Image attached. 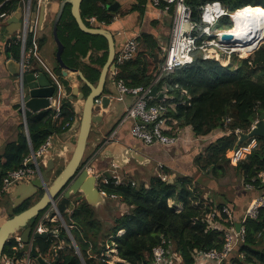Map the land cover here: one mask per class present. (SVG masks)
I'll list each match as a JSON object with an SVG mask.
<instances>
[{
    "label": "trees",
    "instance_id": "obj_1",
    "mask_svg": "<svg viewBox=\"0 0 264 264\" xmlns=\"http://www.w3.org/2000/svg\"><path fill=\"white\" fill-rule=\"evenodd\" d=\"M116 1L84 0L81 7L84 20L96 17L99 22L111 24L116 14L109 12L106 6ZM212 2L221 3L231 13L252 7L264 14V0H186L193 11L195 22L201 23L204 6ZM0 5L1 12L19 8L17 0H0ZM137 9V6H133L129 12ZM216 27H225V31H228L233 28V23L229 17H222ZM58 33L65 46L63 60L66 65L81 71L91 83L96 84L108 56L106 40L82 32L71 15L70 6L63 13ZM83 35L88 39L81 46ZM96 39L104 44L97 45ZM144 39L147 42L146 49L140 51L133 61L118 67L114 76L115 81H123L129 88H149L161 73L163 60L155 51L158 47H154L155 42L152 43L149 35H144ZM90 50H93L90 61L92 57L95 61L96 57L99 69L91 67L86 59ZM249 51L248 54L246 52L247 58L234 57L229 65L226 59L220 57L219 61L218 55H215L217 61L204 60L201 53L196 52L191 65L166 73L160 78L155 85L160 91L166 92V98L162 101L153 99L152 102L166 106L171 136H177L179 130L186 127L197 138L209 136L218 130H227V135L206 147L204 153L196 159L195 165L204 176L212 175L216 179L225 176L228 169H234L244 178V185L251 183L256 187L255 191L249 193L252 200L264 194V181L259 177L264 172V138L255 137L238 145L239 135L236 131L249 133L264 113V44L250 56ZM86 69L92 71L95 80L85 74ZM57 71L60 75L59 67ZM81 85L87 96L89 88L83 83ZM172 106H175L174 109ZM60 110L61 115L55 123L52 121L55 115L52 109L28 119L33 149H39L50 133L64 132L66 124L72 123L78 116L73 103L67 99ZM227 119H230L228 123ZM253 140L256 146L250 151L241 150L236 165H231L232 157L229 154L248 147ZM29 153L30 147L22 125L18 143L11 144L0 159V189L7 173L21 167ZM108 181L109 184L101 181L99 188L108 199L117 200L116 208L121 205L124 211L122 215L113 218V225L107 232H103L95 210L86 202L80 203L70 215H64L68 225L74 226L71 233L86 264H110L106 255L107 247L116 250L117 257L128 264H153L154 249L157 247L164 248L167 259L174 254L178 256L181 264H196L198 252L222 250L226 242L225 233L233 226L232 222L221 221L219 227L209 228L207 216L221 211L224 205L205 198L198 184L194 183V178L179 176L171 182L159 176H151L148 182L136 178L123 180L119 185L115 184V179ZM112 195L116 198H111ZM170 202L173 204L170 205ZM179 204L184 206L182 211L176 207ZM31 205L30 201L26 202L14 214L27 210ZM49 226L58 227V223ZM244 226L245 242L235 248L226 264H264V208L260 210L257 219H248ZM122 231L124 233L119 235ZM57 236L36 240L39 254L51 264L56 260L58 264H82L66 231L61 229ZM61 240L65 244L59 249ZM15 244L9 241L3 255L21 256L22 251H13ZM241 255L245 258L242 259Z\"/></svg>",
    "mask_w": 264,
    "mask_h": 264
},
{
    "label": "crops",
    "instance_id": "obj_2",
    "mask_svg": "<svg viewBox=\"0 0 264 264\" xmlns=\"http://www.w3.org/2000/svg\"><path fill=\"white\" fill-rule=\"evenodd\" d=\"M117 1L121 4V8L118 10V14L115 16L114 22L109 25L105 24L104 27L106 26L109 30L120 35L121 41L130 37L138 36L141 43V51H144L147 45L144 35H149L151 40H153L152 43L155 42L153 44L154 47H158L155 48V51H157L160 59L162 60L164 51L166 50L169 42V34L173 20V10H165L164 5L154 7L148 0ZM60 3L61 0H48L46 3L34 5L37 6L35 38L37 39L39 50L31 61V65L37 69L51 70L58 76L60 75L57 71V67H59V65L56 60L57 45L53 38V25L60 8ZM44 6H46L45 11L47 15L45 23L44 20H42ZM133 6H137L138 9L134 12H129ZM19 33V23L10 24L8 22H0V159L11 144L18 143L19 135L21 134V126L23 125L24 128L25 118L20 113L22 97L20 93L19 81L17 78L12 77L6 66L9 59L8 55L15 61H19L21 59V48L18 40ZM64 36L66 35L64 34ZM247 54L245 57H247ZM219 58L220 56H218L217 59L219 60ZM110 78L111 83L109 86L107 85L106 88L107 95H110V89H117V82L113 77ZM67 85L69 84L67 83ZM80 85L81 83H79L78 80L71 84V86L69 85V93H71L73 87H80ZM60 93L62 96H57L56 101L58 106L61 108L63 102L67 98L64 93ZM159 93L164 94V99L166 98L165 91L159 90ZM120 97L122 98V104L117 110H115L117 111V114L114 113V116L112 115L111 118L105 119L102 124L96 125L90 133L85 153V162L83 164V169L87 170L89 175L85 179V183L90 181L89 177H100L106 172L110 173L111 177H113L112 179L121 178L122 180H131L134 176H140L142 174L147 175V177L149 176V178L151 176H159L171 182L175 181V179L179 176L192 177L194 178V183H197L200 190L203 191L205 198H208L211 201H217L218 198H220V200L224 198L227 199V197L222 198V196H219L225 195L224 192H227L231 202L221 203L217 201V203L230 207L236 221L235 223L241 224L245 211L251 200L249 194L240 195L239 184L234 185L238 182V173L235 171L237 176L234 174L233 180L230 182L229 173L231 171L229 169L227 170L225 176L216 179L212 175L204 176L201 172H199L195 165L196 159L204 153L206 147L218 138L227 135V130H218L209 136L197 138L193 136L191 129L186 127L179 130V133L176 136L177 140L175 144L169 146L160 144L148 146L132 136L131 130L136 122L134 120H123V116L127 108L132 105L135 97L123 94H121ZM74 105L76 106V113L79 115L80 110L77 106V102H74ZM172 109H174V106H172ZM111 110L112 108L108 109L106 113ZM39 113H34L32 117H36ZM97 113L103 114L105 111L99 108ZM52 121L55 123L53 119ZM74 132L75 130L73 131V128L65 129V131L60 134L52 132L47 138L51 139L52 143L51 147L46 152V155L48 156L46 159L47 163H42V170H45L48 162L53 160L55 167L52 171L53 178H51V181H53L63 171L72 157L75 149L73 139L76 134ZM110 137H113V140L107 144V139ZM27 141L31 149V142L29 143L28 138ZM113 148L120 150L128 148L137 152L144 156L146 159L145 163L139 164L136 161L131 160L125 168H116L112 165V160L109 157L110 149ZM104 179L109 178L102 177L100 181ZM148 179H144L143 181L148 182ZM25 184H27L25 189H21L22 187L16 186L2 197H6L7 200H5L4 204L0 206V225L5 220L10 218L20 205L22 206L26 203L23 198L31 193L29 187L31 182ZM231 184L233 185L231 186ZM96 187H99V184H97ZM20 193L23 194L22 197L19 196ZM40 193L31 200L32 203L33 201L35 203L40 199V195L43 194ZM102 194L103 193L100 189V194H93L89 200L86 196H84L82 202L88 203V205L95 210L97 217L101 216L102 212L106 209L113 210V214L117 216L119 214L122 215L123 212L120 209H116L118 201L108 199L104 194V196ZM80 203L75 202L74 205L70 207L68 214L70 215ZM106 205L107 207H105ZM176 207L178 211H182L184 208L183 204L176 205ZM53 221L54 220L45 223L44 231H58V234H60V227L49 226L51 223H57L56 221ZM121 233L123 234L124 231ZM57 235L54 236V238L58 237ZM56 240L58 239H55V241ZM64 244V241L61 240L59 249H61ZM45 260L48 262L47 259ZM169 261L173 264H181L180 258L176 256L171 257ZM198 264L211 263L203 260Z\"/></svg>",
    "mask_w": 264,
    "mask_h": 264
},
{
    "label": "built area",
    "instance_id": "obj_3",
    "mask_svg": "<svg viewBox=\"0 0 264 264\" xmlns=\"http://www.w3.org/2000/svg\"><path fill=\"white\" fill-rule=\"evenodd\" d=\"M10 1V0H7ZM19 7L22 8V17H21V28L18 36V40L21 48V59H22V68L28 69L32 66L31 61L33 57L37 54L39 50V45L37 39L35 38V29L31 31V19H32V10L34 5H39L41 3H46L48 0H17ZM152 6L160 7L164 5L165 10L170 11L173 10V20L172 26L169 34V42L166 50L164 51L162 60L163 65L161 69L160 75L157 77L154 85L160 80V78L166 74L170 73L176 69L191 65L194 61V55L196 52L201 53V57L204 60H216L215 55L220 57L226 56L232 57L233 55H237L239 57L240 54L235 52L234 50L246 44L245 41L235 42L226 41L222 39V32L225 30H220L216 27L218 20L222 17H229L233 23V27L235 26L234 15L239 11L234 13L228 12L219 2L208 3L204 6L202 12V21L201 23H197L193 20V11L189 5H187L186 0H148ZM2 5H0L1 9ZM16 10H10L6 12L0 11V22L6 23L10 18H12L15 14ZM86 23L90 25H98L103 27L105 25L104 22H99L96 17H90L86 19ZM190 24V31H187L185 25ZM198 29H201L198 34H195ZM230 32V31H228ZM120 36V35H118ZM261 38L257 42L260 41ZM256 43L249 45L252 49L249 52V56L254 53L259 47L264 43L261 42L256 47ZM141 51V43L138 36L130 37L125 39L124 42L120 41L118 43V49L116 54L115 63L118 67L125 65L133 61ZM214 52V53H212ZM248 57V56H247ZM246 57V58H247ZM217 61V60H216ZM117 73V72H116ZM114 74V76L116 75ZM117 88L120 94L123 95H131L135 97L134 102L131 106H129L123 116V120H139L143 122L145 125L135 124L131 130L132 136L137 140L141 141L145 145H155L160 144L164 146L173 145L176 143V136L169 135L171 131V127L169 126V118L166 116L167 108L162 103L154 104L153 98L149 97V93L152 89L151 86L149 88L144 87H136L129 88L125 86L123 81H116ZM97 103L100 104L101 101L97 100ZM21 108H24V102H21ZM54 110L55 115L53 120L55 121L61 115V108L58 106L57 101L55 99L51 100L50 108ZM230 119L226 120L228 123ZM258 121V120H257ZM256 121V122H257ZM79 122V117H75L72 123L66 124V129L73 128L75 130V134L77 133V123ZM255 122V123H256ZM254 123V125H255ZM147 125H151L148 127ZM253 125V126H254ZM24 128L27 135V138L30 140L29 130L27 120H24ZM242 132L239 130L236 131V134L240 136ZM113 137L107 139V143L112 141ZM52 140L47 139L43 145L39 147V149L35 150L30 149L29 155L24 159L23 164L16 170L10 171L3 178L2 187L0 189V199L7 194L11 189L15 188L18 185L30 183L37 178L41 177L42 171V163H47L48 156L46 155L47 150L51 147ZM31 144V143H30ZM256 144V141L253 140L251 144L242 148V150L250 151L252 146ZM241 149L234 152V156L236 160H239ZM259 177L264 181V172H262ZM166 180V179H164ZM103 184H109L108 179L102 180ZM123 183L121 178H115V184L119 185ZM244 189L246 191H255L256 187L254 184L246 183L244 185ZM101 192L105 195V193L101 190ZM106 196V195H105ZM111 198H116V196H111ZM54 207H51L47 210L41 218V222L37 226V228L31 233L28 245L27 252L22 253L21 256L14 255H3L2 256V264H35L36 259L32 255V250L35 248L38 252V249L35 246L36 242V233L45 232L44 226L46 222H50L52 220L57 222L56 216L53 215ZM264 208V194L253 198L246 211L244 218L241 222L240 230L236 229L234 225L235 218L233 212L230 207L224 206L221 211L218 210L214 213H211L207 216V222L209 224V228H216L220 226V222H232V225L225 233L226 242L222 248V250H210L208 252H198V258L196 264L201 261H208L212 264H225L230 255L234 252L235 248L245 242L246 237V228L244 226L245 222L248 219H257L260 210ZM225 215V218L223 217ZM53 221V222H54ZM59 221V220H58ZM61 221V220H60ZM63 228L68 232L70 240L73 241L72 237L69 234L70 228L67 223H62ZM10 241H14L16 244L13 248L14 252L21 251L25 244L22 243L20 236L16 235ZM71 241V242H72ZM75 241V240H74ZM76 243V242H75ZM40 255V254H39ZM176 256L175 254L172 256ZM178 257V256H176ZM242 259H244V255H241ZM169 259L166 258V252L164 248L157 247L154 249V261L153 264H173ZM181 261V260H180ZM238 264V263H233Z\"/></svg>",
    "mask_w": 264,
    "mask_h": 264
},
{
    "label": "water",
    "instance_id": "obj_4",
    "mask_svg": "<svg viewBox=\"0 0 264 264\" xmlns=\"http://www.w3.org/2000/svg\"><path fill=\"white\" fill-rule=\"evenodd\" d=\"M83 2L84 0H61L60 8L54 21L53 38L57 45L56 60L59 68L61 69L60 76L56 75L51 70H39L34 66L24 69L22 68V59L15 61L8 55L9 59L6 66L12 77L17 78L19 81L20 93L25 108H21L20 113L26 120L32 117L34 113L48 110L51 105V100L54 98L57 100V96H62L60 92L64 93L67 100L73 103V105L74 102H77V106L79 110L81 109V113L80 117L78 115L79 122L76 126L77 133L73 139L75 149L71 159L63 171L53 181H51L49 174L52 173L55 165L53 160H50L46 169L41 171V177L35 179L29 185L31 193L23 198L24 201L31 202V200L38 196L41 192L43 194L40 199L35 203L31 202L32 205L30 208L19 214H13L0 225V264H2V256L5 246L16 235H19L22 243L25 244V247L21 250L22 253L27 252V243L29 242L30 235L37 228L41 222L42 215L47 210L55 206L53 215L56 216L55 218L57 219V222L58 220H61L62 223L66 224L64 215L68 214L70 207L74 205L75 202H82L84 196H86L89 200L93 194H100V188L96 187V185L99 184L102 177H108L109 179L113 178L109 172H106L103 176H100L101 179L99 176L89 177L90 181L85 183V179L89 175L87 170L83 169V164L85 162V153L91 131L96 125L102 124L105 119L111 118L114 111L118 109L116 102L122 101L118 88L116 90L110 89V95L106 94L109 76L117 72L115 59L118 49L117 38H120V36L109 30L106 26H99L97 28L89 27L81 12ZM68 6H70L71 15L82 32L91 36L104 38L108 43V58L101 69L100 76L96 84L91 83L81 71L69 68L63 60L65 46L59 38L58 27L63 13ZM120 8L121 4L118 1L106 6V9L112 13L117 12ZM45 9L46 6H44L42 12V20H44V23L47 16ZM36 12L37 6H34L31 19L32 32L35 29ZM21 17L22 8L19 7L14 16L7 22L10 24L19 23L21 28ZM185 28L187 31H190V24L185 25ZM222 39L232 41L233 36L223 34ZM124 41L125 40L122 42ZM76 80H80L79 83L81 82L89 88L90 92L87 96H85V93L82 91V85H80V87H73L71 93H69L68 86H71V84L76 82ZM67 83L69 85H67ZM115 92L118 93L116 97L114 96ZM149 97L162 100L164 99V94L159 93L158 86L154 85L149 93ZM97 100H100L101 103L98 104ZM74 107L76 106L74 105ZM99 108L105 111V113H97ZM111 108L112 110L106 113L107 110ZM135 122L140 126L145 125L139 120H136ZM147 126L151 127V125ZM255 137L264 138V113L260 115L258 121L249 133L240 134L238 145H241L243 142ZM109 155L112 160V165L121 169L125 168L131 160H134L139 164H144L146 160L143 155L128 148L121 150L114 148L110 149ZM25 186L27 187V184L18 185V187H22L21 189H25ZM19 196L22 197L23 194L20 193ZM19 207H21V205ZM235 226L239 231L241 224L237 223ZM57 234L58 231L43 233L38 232L35 237L36 240L46 239L56 236ZM69 234L72 236L71 231H69ZM72 244L76 253L80 257L82 264H86L74 239ZM32 255L36 259V263L50 264L37 253L35 248L32 250ZM53 264H58V261L56 260ZM118 264L128 263L119 261Z\"/></svg>",
    "mask_w": 264,
    "mask_h": 264
},
{
    "label": "rangeland",
    "instance_id": "obj_5",
    "mask_svg": "<svg viewBox=\"0 0 264 264\" xmlns=\"http://www.w3.org/2000/svg\"><path fill=\"white\" fill-rule=\"evenodd\" d=\"M17 3V2H16ZM108 5H110V2L109 3H107ZM118 12V11H117ZM117 12H113V13H115L116 15L118 14ZM115 15V16H116ZM87 25L89 26V27H93V28H97V27H99L98 25H90L89 23H87ZM220 30H226V28L225 27H221L220 28ZM201 31V29H198L197 31H196V33L195 34H198V32H200ZM87 36H86V38L84 37V35L83 36H81V41H80V44H81V46H84L85 45V42L87 41ZM120 38L118 37L117 38V42L118 43H120ZM96 42H97V45H102V44H104V42H102L100 39H96ZM264 44V43H263ZM89 45H91L90 43H89ZM98 48V47H97ZM239 48V47H238ZM246 51V50H245ZM92 52H93V50H90V51H88V54H87V57H86V59H88L89 60V65L91 66V67H94V68H96V69H99L100 68V66H99V64H98V60L96 59V57H95V61H93V57L91 58V61H90V57H91V55H92ZM236 52V51H235ZM238 52V51H237ZM239 54H240V56L241 57H239V56H237V55H233L232 57H226V56H224V57H221V59H226L225 61L227 62V64L229 65L230 63H232L233 62V60H234V57H238V58H240V59H243L244 57H245V52L241 55V52H238ZM246 58V57H245ZM86 61V60H85ZM85 74L87 75V76H89L90 78H93L92 80H95L94 79V77H93V74H92V71L90 70V69H86L85 70ZM110 77H113L114 78V74H112V75H110L109 76V79H108V81H107V85L109 86L110 85V83H111V78ZM95 82V81H94ZM114 90H116L115 88H113ZM118 95V93H116L115 92V94H114V96L116 97ZM121 104H122V102L120 101V102H116V105H117V107H120L121 106ZM175 107V106H174ZM80 113H81V109H80V112H79V117H80ZM114 113H116L117 114V111H115ZM114 116V115H113ZM256 146V144H254L253 146H252V148L253 147H255ZM251 148V149H252ZM250 149V150H251ZM242 150V149H241ZM229 156H231L232 157V164L231 165H235L236 163L235 162H237V160H236V157L234 156V152L233 153H231V154H229ZM231 172L229 173V176H230V178H229V181L231 182L232 180H233V175L235 174L236 175V173H235V170H232V169H229ZM237 176V175H236ZM49 178L51 179V178H53V174L52 173H50L49 174ZM136 178H139V180H144V179H148L149 178V176L147 177V175H145V174H142V175H140V176H134L133 177V179H136ZM163 179V178H162ZM165 179V178H164ZM163 179V180H164ZM233 184H234V182H233ZM233 184H231V186L233 185ZM236 184H239V186H240V188H239V190H240V195L242 194V195H245V194H249V193H252L251 191H246L245 189H244V178L238 173V182H236L234 185H236ZM229 186H230V183H229ZM235 190V189H234ZM258 190V189H257ZM256 190V191H257ZM235 192V191H234ZM224 194L226 195H219V196H222V198L223 197H227V199H221L220 200V198H218V202H223V203H227V202H231L229 199V197H228V193L227 192H224ZM38 199V198H37ZM5 200H7V198L6 197H4V198H2V200L0 201V206L2 205V204H4V201ZM33 203H34V201H33ZM170 204H172V202H170ZM239 206V205H238ZM105 207H107V205L105 206ZM116 209H120L121 211L123 210L122 209V207H121V205H120V208L118 207V208H116ZM237 210H239V209H237ZM117 215H115V214H113V210H109V209H106L105 211H103L102 212V214H101V216H98L97 217V219H99L100 221H101V223H102V226H103V232L105 233V232H107L108 230H109V228H111L112 227V225H113V218L114 217H116ZM65 222H66V220H65ZM58 227H60L61 229H64L63 228V226H62V222L59 220L58 222ZM67 223V222H66ZM68 224V223H67ZM74 228V227H73ZM73 228H70V231L73 229ZM65 230V229H64ZM66 231V230H65ZM66 233H67V231H66ZM119 235H122V233L120 232L119 233ZM67 236H68V233H67ZM73 236V235H72ZM69 237V236H68ZM70 239V238H69ZM112 247H107V251H106V255L109 257V259H110V264H117L119 261H121L118 257H117V251L116 250H113V249H111Z\"/></svg>",
    "mask_w": 264,
    "mask_h": 264
},
{
    "label": "bare ground",
    "instance_id": "obj_6",
    "mask_svg": "<svg viewBox=\"0 0 264 264\" xmlns=\"http://www.w3.org/2000/svg\"><path fill=\"white\" fill-rule=\"evenodd\" d=\"M235 26L228 31L222 32L223 34L232 35L235 42L245 41L246 44L237 47L234 51L241 52V55L252 48L249 45L256 43V47L259 43L264 41V14L252 7H246L239 10L234 15ZM246 50V51H245ZM250 52V51H249ZM248 53V52H247Z\"/></svg>",
    "mask_w": 264,
    "mask_h": 264
},
{
    "label": "flooded vegetation",
    "instance_id": "obj_7",
    "mask_svg": "<svg viewBox=\"0 0 264 264\" xmlns=\"http://www.w3.org/2000/svg\"><path fill=\"white\" fill-rule=\"evenodd\" d=\"M107 42V41H106ZM107 47H108V43H107ZM107 58H108V56H107ZM107 61V60H106ZM80 81V80H79Z\"/></svg>",
    "mask_w": 264,
    "mask_h": 264
}]
</instances>
